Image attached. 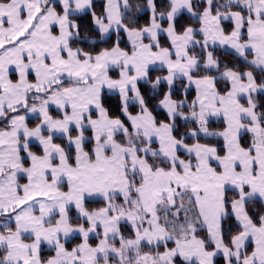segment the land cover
<instances>
[{
	"label": "snow or ice",
	"instance_id": "6c2138e0",
	"mask_svg": "<svg viewBox=\"0 0 264 264\" xmlns=\"http://www.w3.org/2000/svg\"><path fill=\"white\" fill-rule=\"evenodd\" d=\"M0 264H264V0H0Z\"/></svg>",
	"mask_w": 264,
	"mask_h": 264
}]
</instances>
